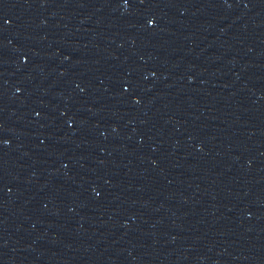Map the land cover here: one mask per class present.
Returning <instances> with one entry per match:
<instances>
[{"label": "water", "instance_id": "water-1", "mask_svg": "<svg viewBox=\"0 0 264 264\" xmlns=\"http://www.w3.org/2000/svg\"><path fill=\"white\" fill-rule=\"evenodd\" d=\"M0 46L105 75L264 94V0H0Z\"/></svg>", "mask_w": 264, "mask_h": 264}]
</instances>
